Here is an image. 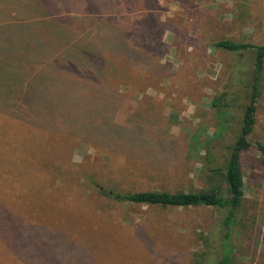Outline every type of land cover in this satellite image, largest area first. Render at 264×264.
<instances>
[{"label":"rangeland","instance_id":"374dc122","mask_svg":"<svg viewBox=\"0 0 264 264\" xmlns=\"http://www.w3.org/2000/svg\"><path fill=\"white\" fill-rule=\"evenodd\" d=\"M117 1L116 14L106 8L99 19L136 21L130 39L149 48L153 70L107 68L124 83L118 117L99 121L100 135L73 131L68 121H32L0 100V264H64L66 248L79 257L70 264H195L200 253L218 264L225 252V210L133 205L101 191L209 186L205 170L224 165L255 75L253 50L214 45L264 44V0ZM145 74L149 81L139 85ZM261 85L253 146L242 154L245 200L233 264H264V155L257 146L264 145V70ZM221 96L225 121L213 107Z\"/></svg>","mask_w":264,"mask_h":264},{"label":"trees","instance_id":"16d2710c","mask_svg":"<svg viewBox=\"0 0 264 264\" xmlns=\"http://www.w3.org/2000/svg\"><path fill=\"white\" fill-rule=\"evenodd\" d=\"M118 6L117 0H0V100L9 99L5 102L14 105L7 106L8 109L21 111L31 116L32 121L53 124L62 121L63 125L68 121L72 129L100 135L99 121H116L118 117L120 87L124 83L112 73L114 76L108 77L107 68L122 72H134L136 68L145 73L150 72L147 69L153 70L149 48L134 47L130 39L138 29L136 21L99 19L106 8L116 14L114 9ZM146 21L141 27L148 31L151 24ZM102 26L108 29L103 31ZM76 27L79 32L74 31ZM214 46L234 53L253 50L255 75L239 135L227 147L224 165H212L205 170L209 186L198 191L107 192L103 189L101 193L133 205L163 209L204 206L227 211L222 220L225 252L218 264H233V232L245 200L242 154L253 146L250 136L257 124L264 44L220 40ZM149 75H142L139 85L148 82ZM223 99L224 96L215 99L213 107L225 121L226 111H220V107L227 106L223 105ZM140 115L141 112L135 113L134 117ZM77 121H84L82 127ZM257 146L264 155V145ZM210 149L209 145V152ZM208 161L214 162L211 153ZM204 258V253H200L195 264H206Z\"/></svg>","mask_w":264,"mask_h":264},{"label":"crops","instance_id":"0c3cea01","mask_svg":"<svg viewBox=\"0 0 264 264\" xmlns=\"http://www.w3.org/2000/svg\"><path fill=\"white\" fill-rule=\"evenodd\" d=\"M57 184H61L62 185V183L61 182H57V183H53L52 185H51V190H53V189H58V188H56V187H52V186H54V185H57ZM64 184V183H63ZM65 186H67L66 187V189H68L69 188V185H67V184H64ZM71 188H73L72 186H71ZM66 194H68L67 196L68 197H70V195L69 194H71L70 192L69 193H66ZM73 194V193H72ZM68 246H70V245H68ZM62 252H64L63 254H64V256H65V258H64V264H70L71 263V261H72V259H73V261H75V263H78V261H79V257H74V255H78L77 254V252L74 250V249H69V248H66V249H64V251H62ZM53 252H52V250H50V252H49V254H52ZM70 259H71V261H70Z\"/></svg>","mask_w":264,"mask_h":264}]
</instances>
